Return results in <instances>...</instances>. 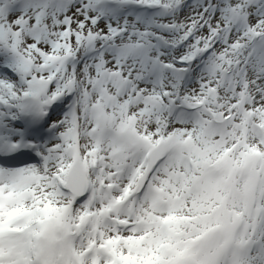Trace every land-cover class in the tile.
I'll list each match as a JSON object with an SVG mask.
<instances>
[{
  "label": "snow or ice",
  "instance_id": "obj_1",
  "mask_svg": "<svg viewBox=\"0 0 264 264\" xmlns=\"http://www.w3.org/2000/svg\"><path fill=\"white\" fill-rule=\"evenodd\" d=\"M0 264H264V0H0Z\"/></svg>",
  "mask_w": 264,
  "mask_h": 264
}]
</instances>
